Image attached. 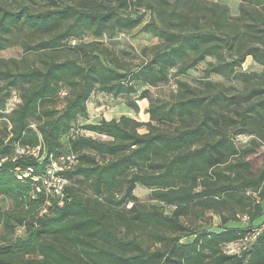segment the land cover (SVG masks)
I'll list each match as a JSON object with an SVG mask.
<instances>
[{
  "label": "trees",
  "instance_id": "1",
  "mask_svg": "<svg viewBox=\"0 0 264 264\" xmlns=\"http://www.w3.org/2000/svg\"><path fill=\"white\" fill-rule=\"evenodd\" d=\"M48 1L53 2V8L39 10L30 4L10 8L0 0V50L11 45L15 32L24 30L50 35L36 45H27V49L55 50L68 45L82 54L78 59L46 60L42 66L18 73L0 69V80L8 82L7 89L18 86L22 90L11 89L5 96L0 90V121L6 122L8 131L5 137L0 136V159L8 158L0 167V195L15 203L12 211L2 215L4 239L15 236L19 227L25 230L23 236L0 244V264H264V233L240 256L223 251L224 245L245 237L252 227L264 222V170L243 177L236 185L205 184L201 193L194 192L200 178L220 179L224 174L217 169L230 159L237 161L229 166L231 172L251 170L244 156L240 157V147L247 143L238 138L254 136L252 142L264 144V83L253 82L256 74L242 75L246 85L234 96L227 95L219 84L215 86L221 90L211 93L214 84L208 81L200 93L180 82L182 95L171 105L151 102L146 124L122 116L86 125L108 136L107 141L70 135L74 122L88 117V103L96 89L119 98L135 92L133 82L158 86L168 81L170 70L185 74L208 57L214 61L208 62L205 78L212 74L230 77L248 56L264 66V48L259 45L264 44V17L260 12L242 6L241 14L234 17L227 5L205 0ZM139 11L149 12L147 23L143 24L145 15ZM140 26L160 42L129 80L111 63L107 49L95 43L90 50L89 45L77 41L83 31L94 36L113 35ZM72 38L78 42L74 46L69 45ZM63 90L67 101L62 111L40 109L44 101ZM13 92H18L20 104L6 114L2 111ZM129 106L139 109L134 102ZM228 110L235 111L237 118L226 115ZM37 118L34 128L32 122ZM226 123L238 128L233 137ZM156 124L175 129H161ZM143 125L150 130L141 133ZM38 146L47 154L45 161L26 154L13 159L16 149ZM91 150L113 159L99 162L88 153ZM70 153L77 155L78 164L64 174L71 184L63 205L60 198L38 191L41 181L19 178L28 168L43 175L50 156L57 160ZM84 178L96 195L92 202L81 197L79 183ZM138 185L151 189L153 200L177 209L197 198L218 202L225 199L227 191L236 194L248 188L254 192L262 189L260 202L250 191L245 193V198H252L251 211L261 216L262 222L253 225L250 221L241 230L207 233L188 244H180L182 237H178L166 251L150 252L137 240L119 236L111 220L126 228L187 229L162 207L139 208L133 202L137 201L134 191ZM26 255L35 258L26 259Z\"/></svg>",
  "mask_w": 264,
  "mask_h": 264
},
{
  "label": "rangeland",
  "instance_id": "2",
  "mask_svg": "<svg viewBox=\"0 0 264 264\" xmlns=\"http://www.w3.org/2000/svg\"><path fill=\"white\" fill-rule=\"evenodd\" d=\"M32 3L30 0H2L3 4L10 8L20 7L22 5L30 4L33 8L39 10H46L53 8L52 1H40ZM56 2L58 0H55ZM206 2H216L219 4L227 5L230 8L232 16L237 17L241 14L242 6L254 7L264 17V0H205ZM139 14H144V23L150 20L149 12L139 11ZM81 36L77 40L83 44L89 45L90 50L93 47L92 44L98 43L101 48L107 49V55L113 65H116L121 69L123 73L128 75V80L131 78V73L139 70L149 59L151 55L150 49L159 44V40L155 38L151 33L142 30V26L128 31L116 32L113 35L105 33L100 36H94L89 31H83ZM49 34L43 33H30L27 31H17L14 33L11 39V45L7 48L0 50V69L9 70L14 73L24 71L31 67L42 66L44 61L56 60L64 61L70 58H81L82 54L77 50H73L67 46L61 47L55 50L36 51L27 49V45H36L43 39H49ZM72 38L69 42L71 46L76 45L78 42ZM264 48V44H259ZM97 53V52H95ZM209 61H214L213 57H208L205 61L201 62L196 67L190 69L187 73L181 74L177 69H172L168 75V81L158 86H150L143 82H133L135 92L122 95L119 98L113 99V97L107 93L101 92L96 89L92 94V98L89 101V114L88 117H82V119L74 122L75 127H86V125L96 124L102 120L120 119L122 116H127L136 120L139 123L146 124L150 121L149 108L153 101L155 105L168 106L171 105L177 98L182 95L180 82L187 83L192 89L203 91L205 89V83H213L214 86L210 87L211 93H218L221 89L216 84H219L221 88L225 90V93L230 96H234L239 93L245 87V80L242 75L251 76L256 74L252 80L254 83H264V66L258 64L253 60L251 56H248L241 67L237 68V71L230 77H224L222 75L212 74L209 78H205V69ZM127 80V81H128ZM8 82L0 80L1 95L5 96L7 92L14 90L22 91L18 86L7 89ZM62 87H65V85ZM12 89V90H11ZM17 93L18 92H13ZM145 95V96H144ZM67 98L65 96L56 95L52 100L44 101L40 106V109L50 108L56 112H60L66 105ZM136 103L139 109L136 110L129 106V103ZM13 104V103H12ZM14 105V104H13ZM12 107V105H10ZM226 115L236 119V112L228 110ZM81 118V117H80ZM38 122L33 120L32 127H36ZM7 124L5 121H0V136L5 137L8 134ZM161 129L174 130L175 126L168 124L157 125ZM225 126L228 131L231 132V136L235 134L236 128L234 125L226 123ZM150 130L148 125H143L139 128L141 133H146ZM233 137V136H232ZM253 137V138H252ZM249 136L245 141L247 144L241 145L240 157L244 156L245 161L251 165L250 171H242L240 174L231 172L229 166L236 164V159H230L227 163L218 167V171L224 175L220 179L200 178L196 182L195 193H201L205 189V184H232L236 185L243 177L259 175L264 170V144L258 143L256 140L252 142L255 137ZM66 139V138H64ZM107 141V140H106ZM66 143V141H65ZM246 151V153H244ZM97 161H109L113 159L112 155L103 156L96 151H89ZM17 152L14 154L16 155ZM71 181V180H70ZM81 197L94 201L96 197L90 181L83 179L80 181ZM261 190L254 192L252 188L238 191L236 194L232 191H227L225 199L218 202H203V199L197 198L195 202L188 204L182 208L177 209L174 205H164L151 198L152 190L144 186L138 185L134 191V195L137 198L136 203L139 208L152 209L153 206L162 207L165 214L168 216H176L182 222L186 231H175L168 229L166 226L157 227H140L131 226L124 227L120 224L117 225L115 220H111L112 223L117 226V233L124 239L137 240L141 246L154 252L158 249L166 251L173 245L178 237H182L180 244L192 243L196 237H203L207 233H222L225 231L241 230L248 225L251 221L253 225H258L262 222L261 216H256L251 211L250 200L245 198L247 191L251 197L256 198L261 193ZM122 192L118 194V197H122ZM210 197V196H209ZM217 197V196H216ZM257 202H260L259 197ZM262 211H264V200H261ZM14 201L4 195H0V244L13 241L16 237L23 236L25 230L21 227L17 229L16 235L12 236L8 241L4 239L5 228L2 220V215L7 211L14 209ZM253 210V209H252ZM251 212L253 214H251ZM247 216V221L243 220ZM188 235V236H185ZM174 240V241H173ZM177 247V246H175ZM35 258V256L26 255V259Z\"/></svg>",
  "mask_w": 264,
  "mask_h": 264
},
{
  "label": "built area",
  "instance_id": "3",
  "mask_svg": "<svg viewBox=\"0 0 264 264\" xmlns=\"http://www.w3.org/2000/svg\"><path fill=\"white\" fill-rule=\"evenodd\" d=\"M61 96H66L67 92L63 90L59 93ZM14 105H13V104ZM20 104L19 96L15 93L11 99H9L5 110L2 111L6 114L13 112L18 105ZM12 105V107H10ZM70 135L75 137H86V138H93V139H101V140H109L110 138L105 134L100 132L87 129L85 127H75L72 129ZM247 139V136H240L238 139L244 143L248 141L244 140ZM42 147L38 146L36 148H18L16 149L17 154L13 157L16 160L17 156L19 155H31L38 158L41 162L47 159V154H42ZM15 152V153H16ZM51 161L46 165V171L43 175H35L34 168H28L25 172L20 173L19 178L23 179L24 177H32L35 182L41 181L42 185L38 187V191L45 190L46 193L51 194L55 197L61 199L60 205H63L64 199L66 197V189L71 184V181L64 175L68 170L72 169L78 164L77 155L70 153L66 155H62L59 159L55 160L52 156H50ZM8 158L0 159V167L7 161ZM48 204H50L48 202ZM132 205L130 204L128 207L130 208ZM43 212H46L44 210ZM243 220H248L247 216L243 218ZM264 233V222L259 226L252 227L249 232L246 234L245 237L227 243L223 246V251L227 255H242L246 251H248L258 240V238Z\"/></svg>",
  "mask_w": 264,
  "mask_h": 264
},
{
  "label": "crops",
  "instance_id": "4",
  "mask_svg": "<svg viewBox=\"0 0 264 264\" xmlns=\"http://www.w3.org/2000/svg\"><path fill=\"white\" fill-rule=\"evenodd\" d=\"M89 105V104H88ZM89 107V106H88ZM89 109V108H88ZM89 112H90V110H89Z\"/></svg>",
  "mask_w": 264,
  "mask_h": 264
}]
</instances>
